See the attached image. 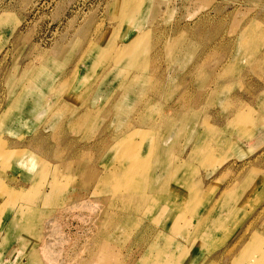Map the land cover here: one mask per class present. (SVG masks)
<instances>
[{
    "label": "rangeland",
    "instance_id": "1",
    "mask_svg": "<svg viewBox=\"0 0 264 264\" xmlns=\"http://www.w3.org/2000/svg\"><path fill=\"white\" fill-rule=\"evenodd\" d=\"M0 113V264H264V0H0Z\"/></svg>",
    "mask_w": 264,
    "mask_h": 264
},
{
    "label": "crops",
    "instance_id": "2",
    "mask_svg": "<svg viewBox=\"0 0 264 264\" xmlns=\"http://www.w3.org/2000/svg\"><path fill=\"white\" fill-rule=\"evenodd\" d=\"M6 75L3 74L2 78H1V79H3L2 82H4L3 83L4 85H5V80L7 79ZM3 111H4V108H2V111H1L2 114H3ZM18 121H17L18 126H15L14 128L11 127V126H13V124H11L12 123L11 121H7L0 128V132H1L2 136H3V139L6 140L7 143H8V148H9V146L10 147L11 146H22L21 144L24 145L25 143H27V141L30 142V143H33V144L36 142L35 139L37 137H36V135L34 136V134L36 132V126H35L36 124H31L30 125V126H33L32 129L34 128L33 129L34 131L32 130V131L26 133L24 135L23 139H19V137L17 135L21 134V128L23 129V127H24L23 130H26L27 128H25L26 124H23V123L20 124V121L19 122ZM20 125H22V126H20ZM27 125H29V124H27ZM9 218H10L9 214L7 215L6 212H4L2 214V216L0 217V233L4 232L8 228L9 223H10V221H9L10 219ZM197 251H199V253L198 254H194L195 256L194 255L193 256L192 255L189 256L188 257V261H193L194 258L198 259V258H200V255H203V254H201L202 252H201L200 249H197Z\"/></svg>",
    "mask_w": 264,
    "mask_h": 264
},
{
    "label": "bare ground",
    "instance_id": "3",
    "mask_svg": "<svg viewBox=\"0 0 264 264\" xmlns=\"http://www.w3.org/2000/svg\"><path fill=\"white\" fill-rule=\"evenodd\" d=\"M22 193H24V192H22ZM21 195H22V194H21ZM157 199H159V198L156 197V196H154L150 201L152 202V204L157 205V204L159 203V201H158ZM161 215H163V214H161Z\"/></svg>",
    "mask_w": 264,
    "mask_h": 264
}]
</instances>
